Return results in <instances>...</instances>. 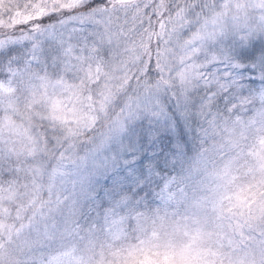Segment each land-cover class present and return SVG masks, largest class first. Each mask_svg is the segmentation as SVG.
Listing matches in <instances>:
<instances>
[{
    "label": "snow or ice",
    "instance_id": "1",
    "mask_svg": "<svg viewBox=\"0 0 264 264\" xmlns=\"http://www.w3.org/2000/svg\"><path fill=\"white\" fill-rule=\"evenodd\" d=\"M0 264H264V0H0Z\"/></svg>",
    "mask_w": 264,
    "mask_h": 264
}]
</instances>
